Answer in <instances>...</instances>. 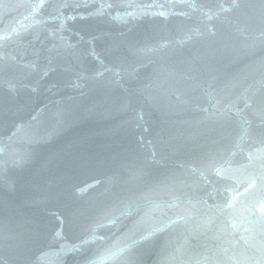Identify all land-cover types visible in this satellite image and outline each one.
I'll return each mask as SVG.
<instances>
[{"label": "water", "instance_id": "95a60500", "mask_svg": "<svg viewBox=\"0 0 264 264\" xmlns=\"http://www.w3.org/2000/svg\"><path fill=\"white\" fill-rule=\"evenodd\" d=\"M0 264H264V0H0Z\"/></svg>", "mask_w": 264, "mask_h": 264}]
</instances>
